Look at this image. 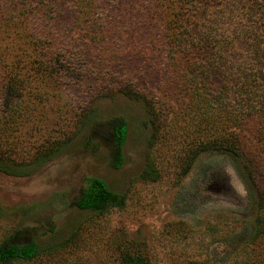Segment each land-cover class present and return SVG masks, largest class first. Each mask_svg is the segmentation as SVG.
Here are the masks:
<instances>
[{
	"label": "rangeland",
	"instance_id": "1",
	"mask_svg": "<svg viewBox=\"0 0 264 264\" xmlns=\"http://www.w3.org/2000/svg\"><path fill=\"white\" fill-rule=\"evenodd\" d=\"M212 2L225 8L226 0H0V241L20 229L40 247L14 264H121L125 251L141 264H239L264 252V234L251 240L261 211L238 160L205 152L184 171L195 112L165 36L183 14L199 25ZM125 88L157 111L156 146L145 104ZM116 116L129 125L118 168L108 160ZM148 161L155 178L143 180ZM92 176L124 203L102 214L76 207Z\"/></svg>",
	"mask_w": 264,
	"mask_h": 264
},
{
	"label": "trees",
	"instance_id": "2",
	"mask_svg": "<svg viewBox=\"0 0 264 264\" xmlns=\"http://www.w3.org/2000/svg\"><path fill=\"white\" fill-rule=\"evenodd\" d=\"M214 3L203 9L206 17L199 25H189L184 14L173 24H167L168 55L184 63L180 81L184 91H189L195 112L190 117L195 118L192 126L198 136L184 150L183 166L187 172L202 153L217 150L226 151L238 160L252 199L261 211L251 232V240L255 241L264 234V0H226L224 9H213ZM119 92L143 101L149 114L145 123L149 121L152 128L151 146H156L161 125L151 101L128 88ZM250 119L254 121L251 141L244 129ZM109 124L108 160L118 168L124 160L129 125L124 116L111 118ZM227 124L236 128L228 130ZM154 171L148 161L140 177L154 179ZM123 203V195L112 191L96 176L89 178L74 200L76 207L98 214ZM39 253L38 243L20 229L0 241V264L27 262ZM120 259L121 264H141L139 256L126 251ZM239 264H264V252L255 253L251 262Z\"/></svg>",
	"mask_w": 264,
	"mask_h": 264
}]
</instances>
